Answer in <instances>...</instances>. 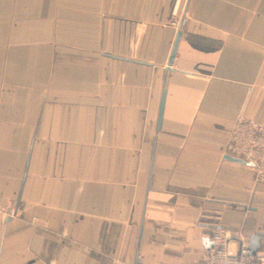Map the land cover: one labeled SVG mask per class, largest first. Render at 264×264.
Instances as JSON below:
<instances>
[{
    "label": "crops",
    "instance_id": "0c3cea01",
    "mask_svg": "<svg viewBox=\"0 0 264 264\" xmlns=\"http://www.w3.org/2000/svg\"><path fill=\"white\" fill-rule=\"evenodd\" d=\"M239 117L264 124V0H0V264H195L219 224L259 248Z\"/></svg>",
    "mask_w": 264,
    "mask_h": 264
},
{
    "label": "built area",
    "instance_id": "2783aa9c",
    "mask_svg": "<svg viewBox=\"0 0 264 264\" xmlns=\"http://www.w3.org/2000/svg\"><path fill=\"white\" fill-rule=\"evenodd\" d=\"M181 20L175 9L167 24L178 29ZM225 154L244 161L253 171L256 181L264 183V124L239 117L225 147ZM5 215L3 213V216ZM211 242L212 248L207 249L195 264H264V242L257 250L251 252L247 247L246 238L238 229L219 224L212 231Z\"/></svg>",
    "mask_w": 264,
    "mask_h": 264
},
{
    "label": "water",
    "instance_id": "95a60500",
    "mask_svg": "<svg viewBox=\"0 0 264 264\" xmlns=\"http://www.w3.org/2000/svg\"><path fill=\"white\" fill-rule=\"evenodd\" d=\"M180 36H181V33L180 31L177 32V35H176V38H175V41H174V44H173V48H172V51H171V55H170V59H169V63H168V67H170L173 63V59L175 57V53H176V49H177V45H178V42H179V39H180ZM163 102H164V95L162 96L161 98V102H160V105H159V114H158V121H157V126L159 128V124H160V120H161V116H162V110H163ZM250 241H255V243L257 244V248H258V244H259V237L258 236H253ZM256 248V249H257ZM255 247H251L249 248V250L251 252H254L255 250Z\"/></svg>",
    "mask_w": 264,
    "mask_h": 264
},
{
    "label": "rangeland",
    "instance_id": "374dc122",
    "mask_svg": "<svg viewBox=\"0 0 264 264\" xmlns=\"http://www.w3.org/2000/svg\"><path fill=\"white\" fill-rule=\"evenodd\" d=\"M196 262V261H195ZM116 263V262H115Z\"/></svg>",
    "mask_w": 264,
    "mask_h": 264
}]
</instances>
